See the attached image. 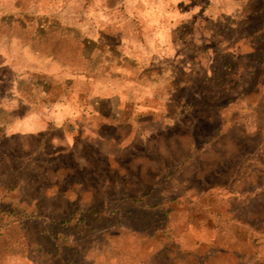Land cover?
<instances>
[{
	"label": "rangeland",
	"instance_id": "374dc122",
	"mask_svg": "<svg viewBox=\"0 0 264 264\" xmlns=\"http://www.w3.org/2000/svg\"><path fill=\"white\" fill-rule=\"evenodd\" d=\"M0 264H264V0H0Z\"/></svg>",
	"mask_w": 264,
	"mask_h": 264
},
{
	"label": "trees",
	"instance_id": "16d2710c",
	"mask_svg": "<svg viewBox=\"0 0 264 264\" xmlns=\"http://www.w3.org/2000/svg\"><path fill=\"white\" fill-rule=\"evenodd\" d=\"M28 216H29V215H27V214L19 213V214H18V217H20V218H18L16 221H19L18 223H20V225H22V222L24 221L25 218H28ZM7 232H8V230L5 231V233H7ZM2 233H4V232H1V235H2ZM27 241H28V243H30L31 245L37 243L36 241H35V242H32V241H30V240H26V242H27ZM61 243H62V240H61ZM57 254H58V253H57ZM53 256H56V254H53Z\"/></svg>",
	"mask_w": 264,
	"mask_h": 264
},
{
	"label": "crops",
	"instance_id": "0c3cea01",
	"mask_svg": "<svg viewBox=\"0 0 264 264\" xmlns=\"http://www.w3.org/2000/svg\"><path fill=\"white\" fill-rule=\"evenodd\" d=\"M37 108H38V106H37L36 104H35V105H31V104H30V106H29V109H30V110H29V113L26 114V116H27V115H30L32 112H36L35 110H36ZM39 108L41 109V107H39ZM31 109H32V110H31ZM61 120H65V118H62ZM61 120H60V121H61Z\"/></svg>",
	"mask_w": 264,
	"mask_h": 264
}]
</instances>
